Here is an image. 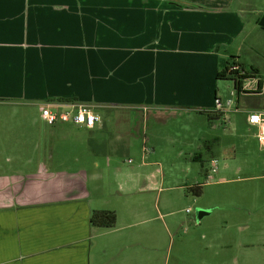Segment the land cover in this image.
<instances>
[{
	"label": "crops",
	"instance_id": "1",
	"mask_svg": "<svg viewBox=\"0 0 264 264\" xmlns=\"http://www.w3.org/2000/svg\"><path fill=\"white\" fill-rule=\"evenodd\" d=\"M239 9L235 0H0V264H145L141 188L134 175L120 183L121 166L109 164L130 149L106 120L130 132L139 125L127 110L139 124L189 108L199 135L181 151L200 160L208 126L221 120L211 112L216 75L231 56L245 65L234 51L245 25ZM71 103L91 105L100 120L86 128L40 117L42 104L65 112ZM92 209L114 210L115 226L92 228Z\"/></svg>",
	"mask_w": 264,
	"mask_h": 264
},
{
	"label": "rangeland",
	"instance_id": "2",
	"mask_svg": "<svg viewBox=\"0 0 264 264\" xmlns=\"http://www.w3.org/2000/svg\"><path fill=\"white\" fill-rule=\"evenodd\" d=\"M236 4L245 25L234 51L246 67L252 65L258 70L243 85L255 87L262 80L264 87V28L254 24L256 18L264 20V0H235ZM216 81L218 96L224 103L237 104L239 110L228 112V122L221 119L208 126L200 160H191L181 151L196 143L199 135V119L185 114L189 108H182L183 113L164 122L148 118L139 120V124L136 110H127L126 114L133 116L132 124L139 125L130 132H124L126 122L114 126L106 120L113 136L122 129L117 139L125 141L130 149L127 155H110L109 164L116 159V165L121 166L120 183L127 177L124 174L134 175L141 188L138 200L144 211L137 227L143 228L144 242L138 249L145 264H189L207 257L214 259L210 264H216L218 257L229 264H264V147L255 137L256 127L246 119V110L264 109V89L242 93L237 102L233 80ZM89 90L95 94V102H104V88ZM149 106L168 108L161 104ZM213 162L217 166L214 173L210 172ZM105 172L112 178L109 186L113 192L119 188L116 170L110 166ZM207 172L212 178L204 183ZM197 182L202 184V191L194 195L189 187ZM198 209L213 211L197 219ZM148 225L153 226L152 240Z\"/></svg>",
	"mask_w": 264,
	"mask_h": 264
},
{
	"label": "built area",
	"instance_id": "3",
	"mask_svg": "<svg viewBox=\"0 0 264 264\" xmlns=\"http://www.w3.org/2000/svg\"><path fill=\"white\" fill-rule=\"evenodd\" d=\"M236 60V59H235ZM237 61V60H236ZM229 69H239L238 66H233L232 63L228 66ZM243 72L239 70V74ZM253 87L254 91L259 90L261 87L258 84ZM259 86V87H258ZM259 88V89H258ZM235 92V91H234ZM50 104L40 105V117L47 125H53L56 121H68L71 120L73 123L80 127L91 128L93 125L100 120V117L93 111V108L89 104L84 103H71V109L65 112L53 111L50 108ZM238 105H232V102L226 101L225 103L221 98H216L214 100V106L211 109V112L217 114L224 122H228V112L237 111ZM258 118V119H256ZM246 119L250 125L256 127L255 137L261 147H264V109L261 110H246ZM148 149L145 146V151ZM217 171V166L215 162L212 163L210 167V172L214 173ZM207 172L205 174L204 183L209 182L212 178V173ZM187 212L190 211L188 208Z\"/></svg>",
	"mask_w": 264,
	"mask_h": 264
},
{
	"label": "trees",
	"instance_id": "4",
	"mask_svg": "<svg viewBox=\"0 0 264 264\" xmlns=\"http://www.w3.org/2000/svg\"><path fill=\"white\" fill-rule=\"evenodd\" d=\"M231 58V63L233 64V66L236 65L239 67V69H229V67L227 66L224 71L218 72L216 76L217 78H231L233 80L234 91L237 96V102H239V98L242 93L251 92L243 88L244 80L255 77L258 73V70L252 66L246 67V65H244L243 63L236 61V56H231ZM239 70H241L243 73L239 74ZM206 114L208 115L209 119H211L210 112H206ZM215 115L216 117L214 118H218V115ZM201 186V183H196L193 186L189 187V190L194 195H199L202 191ZM116 220V212L111 209H92L89 217V223L92 228H113L116 224Z\"/></svg>",
	"mask_w": 264,
	"mask_h": 264
},
{
	"label": "water",
	"instance_id": "5",
	"mask_svg": "<svg viewBox=\"0 0 264 264\" xmlns=\"http://www.w3.org/2000/svg\"><path fill=\"white\" fill-rule=\"evenodd\" d=\"M259 25L264 28V20L259 21ZM210 210L198 209L197 219H201L205 214L209 213Z\"/></svg>",
	"mask_w": 264,
	"mask_h": 264
},
{
	"label": "clouds",
	"instance_id": "6",
	"mask_svg": "<svg viewBox=\"0 0 264 264\" xmlns=\"http://www.w3.org/2000/svg\"><path fill=\"white\" fill-rule=\"evenodd\" d=\"M256 119H258V118H256Z\"/></svg>",
	"mask_w": 264,
	"mask_h": 264
}]
</instances>
